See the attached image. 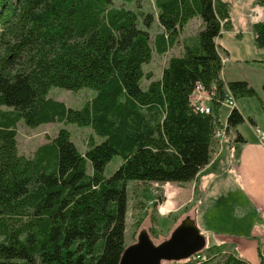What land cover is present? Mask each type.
I'll return each mask as SVG.
<instances>
[{"label": "trees", "instance_id": "obj_1", "mask_svg": "<svg viewBox=\"0 0 264 264\" xmlns=\"http://www.w3.org/2000/svg\"><path fill=\"white\" fill-rule=\"evenodd\" d=\"M155 6L161 32L152 41L154 15H144L141 28L140 15L113 0H0V106L8 109L0 112V264H120L128 182L190 183L210 164L216 132L224 126L218 41L234 30L230 2L155 0ZM197 19L198 34L182 41L183 30ZM253 32L264 50V21ZM179 43L183 53L171 57L162 78L146 77L154 50L164 55ZM144 78L151 81L146 90ZM199 85L215 91L211 114L192 104ZM52 88L97 94L74 110L49 98ZM227 88L237 100L258 96L245 81ZM21 121L29 128L90 127L104 141L83 154L70 131L61 129L25 156L17 143ZM244 122L234 109L226 131ZM116 156L123 163L107 178ZM219 249L203 252L206 262L182 264H249L234 254L215 263L211 254Z\"/></svg>", "mask_w": 264, "mask_h": 264}, {"label": "rangeland", "instance_id": "obj_2", "mask_svg": "<svg viewBox=\"0 0 264 264\" xmlns=\"http://www.w3.org/2000/svg\"><path fill=\"white\" fill-rule=\"evenodd\" d=\"M113 1L117 7L124 6L127 9L137 12L140 15L139 24L141 28H145L143 25L144 15H154L156 22L153 24L152 28L149 29L152 41L157 33L161 32V27L157 21L158 10L155 6V0H137L131 4H126L123 0ZM227 1L230 2L231 5L232 19L235 29L231 32H225L218 41L222 46V56L224 60L228 62L223 67L222 71L225 90L228 81H245L248 82L249 85L251 84L250 86L256 90L258 95L257 97H243L237 100V107L235 109L239 108L238 110H241L245 122L238 128L232 129L229 134L226 131L222 141H220V143L216 142L213 146L214 151L212 152L211 162H215L216 159L220 158L218 156L220 155V151H223L224 154L229 157L231 155L233 162H219L220 167L214 172V175L216 176L212 181V187L209 188L208 191H205V187L202 190L200 187L195 189L194 203H191V200L190 202L189 200H186L184 206L172 203L173 208H170L168 204L167 206L165 205L170 198L166 194L167 190L165 184L140 183L138 181L128 182L127 196L129 207L127 213L126 242L127 247L135 244L141 231L147 230L152 240L156 244H160L170 238L173 231L183 220L187 217H191L196 221L201 235L206 238V247L202 252L196 254L187 261H192L193 259L198 260L199 258L197 256L201 254V263L206 262L209 260L208 255L202 253L210 252L208 251L209 247L210 249L211 247H218L220 248L219 250L221 254L218 255L216 252L211 254V258H217L215 263H218L224 255L234 254L239 259L244 260L249 264H252L251 262L256 264L257 260H259V264H264L263 237L258 239L259 243L257 248L256 243H251L247 247L242 246L247 258L242 256L239 250L237 251V245L241 243L240 239L248 236L249 230H253L252 224L254 223L255 218L253 213H249L248 210H246V207H244L242 211L240 210L241 206H243V198L247 197L245 189L241 188L239 185L237 186L234 181L229 179L228 175H222V171L228 172L231 175L246 174L242 171H238L243 145L240 146L238 150V147L232 149V151L229 150L232 154L222 146L228 140L229 135H231L237 143H243V141L239 139V135H241L243 139L245 137L249 147L255 145L261 147L264 145V141L262 140V135L264 134V50L257 48L253 26L251 24L253 23L254 25L258 22L264 21V6L259 4L258 0ZM258 12L262 14L263 17L259 18ZM201 26L202 22L200 20H194L183 30L182 41L185 39V42H187L194 38L198 34ZM180 43L164 55H159L154 50L152 62L144 65L146 77L148 75H153L154 81L160 80L162 78L163 70L166 68L171 57L180 56L183 53L182 44ZM225 49L230 51V57ZM150 83L151 81L144 78L141 82V87L146 90ZM207 92L210 94L209 91ZM96 94V91L90 88H84L78 91L52 88L49 93V98L63 102L69 109L79 110L84 108V106L91 101ZM221 107L222 108L219 111V113L221 112L220 117L223 124H226L228 116L232 110L228 109V107L223 104ZM2 111H8V109L0 106V112ZM61 129H67L70 131L72 141L83 154L91 146L97 143L100 144L104 141V139L98 137L90 127L55 123L41 125L37 128H29L24 121H21L17 128V143L20 154L25 156L33 155L39 146L48 142L51 137H55ZM250 161L251 163H247L248 169L254 170L256 167H260L259 160L257 162H255V160ZM122 163L123 160L121 156L114 157V159L107 165L104 175L107 178H110L119 169ZM88 173H92V166L90 163H88ZM247 175H249L250 178L251 173L247 172ZM240 180L241 184L246 187V180L243 177L238 176V184H240ZM168 187L170 188V186ZM181 188H183V186H181ZM257 211L258 213H264L262 208L257 209ZM262 224H264V218L258 220V225ZM182 263L183 262H164L162 264Z\"/></svg>", "mask_w": 264, "mask_h": 264}, {"label": "crops", "instance_id": "obj_3", "mask_svg": "<svg viewBox=\"0 0 264 264\" xmlns=\"http://www.w3.org/2000/svg\"><path fill=\"white\" fill-rule=\"evenodd\" d=\"M251 24L253 26V23H251ZM234 29H235V27H234ZM225 50L227 51V54L230 57L231 56L230 51H228L227 49H225ZM221 55H222V52H221ZM229 82L230 81H228V83ZM239 111L241 113V110H239ZM220 115H221V112H220ZM244 140L246 141L245 137H244ZM241 143L240 142L237 143L236 140H234L231 137V135H229L228 140L225 143L226 145L224 144L222 146H224L228 150V152L232 154V152H230V151H232V149L238 147L237 148V150H238L240 148V146L243 145L242 151H241L242 152L241 156L243 157L244 162H243L242 157H241L240 158L241 162L239 164L238 171L239 172L242 171V172H244V174L245 173L246 174L245 175H231L228 172L222 171V175H228L229 179L234 181V183L237 186L239 185L241 188L245 189L247 197L243 198V206H241L240 210L242 211L244 209V207H246V210H248L249 213H253V216L255 218V221L252 224L253 230L252 231L249 230V232H248L249 235L246 236L245 238H241L240 239L241 243L239 245H237V248H238L237 251L239 250L241 255L244 256L245 258H247L245 256V252H244L242 246L247 247L251 243H256V248H257V245L259 243L258 239L260 237L264 238V224L258 225V220L264 218V213H258V211H257V209H259V208H262L264 210V168H263L264 145L261 147L259 145L249 147L247 141L244 144L243 143L241 144ZM222 152L220 151V155H218L220 158L216 159L215 162L212 161L210 163V165H208L204 170H202V172L200 173V175L198 176V178L195 181L190 182V183H167V184H165V188L167 190L166 194L168 197H170L169 200L165 203V205L167 206V204H168V206L170 208H173L172 203L175 205L184 206V204L186 203V200H189V202L191 200L192 201L191 203H194V201H195L194 190L195 189L200 187L202 190L205 187V191L206 190L208 191L209 188L212 187V184H213L212 181H213L214 177L216 176V175H214V172L216 171V169L218 167H220L219 162H221V161L226 162V163L230 162V161L233 162L231 155L229 157L226 154H224V152L223 153ZM250 160H255V162H257L259 160L260 161V167L259 168L256 167L254 170L248 169L247 163H251ZM247 172L251 173L250 178H249V175H247ZM238 176L243 177L246 180V183H247L246 187H244L241 184V180H240V184H238L239 183V182H237ZM168 186H170V188ZM181 186H183V188H181ZM126 237H127V235H126ZM251 263L254 264L253 262H251ZM256 264H259V260H257Z\"/></svg>", "mask_w": 264, "mask_h": 264}, {"label": "water", "instance_id": "obj_4", "mask_svg": "<svg viewBox=\"0 0 264 264\" xmlns=\"http://www.w3.org/2000/svg\"><path fill=\"white\" fill-rule=\"evenodd\" d=\"M206 247L196 221L187 217L173 231L170 238L156 244L147 230L141 231L135 244L127 247L120 264H162L190 260Z\"/></svg>", "mask_w": 264, "mask_h": 264}, {"label": "built area", "instance_id": "obj_5", "mask_svg": "<svg viewBox=\"0 0 264 264\" xmlns=\"http://www.w3.org/2000/svg\"><path fill=\"white\" fill-rule=\"evenodd\" d=\"M259 13V12H258ZM263 17L262 14L259 13V18ZM228 62L224 60L223 58V67L227 64ZM226 97L224 100L223 105H226L228 109H235L237 107V99L234 96V94L226 87ZM210 92V91H209ZM210 95V96H209ZM213 97H215V91H211L210 94H208L207 90H205L201 85L198 86L196 91L193 93L191 97V101L194 104V107L196 109V112H199L200 114H211L212 113V101ZM226 124L219 128L216 132V140L217 142L220 143L222 141L225 133H226ZM261 141V139L259 138ZM262 140L264 141V134L262 135ZM202 256V255H201ZM201 256H197L199 261L202 259ZM196 260V261H198Z\"/></svg>", "mask_w": 264, "mask_h": 264}, {"label": "clouds", "instance_id": "obj_6", "mask_svg": "<svg viewBox=\"0 0 264 264\" xmlns=\"http://www.w3.org/2000/svg\"><path fill=\"white\" fill-rule=\"evenodd\" d=\"M256 23V22H255Z\"/></svg>", "mask_w": 264, "mask_h": 264}]
</instances>
